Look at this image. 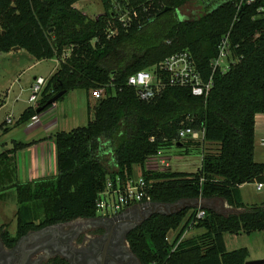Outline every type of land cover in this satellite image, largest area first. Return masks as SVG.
I'll return each instance as SVG.
<instances>
[{
	"label": "trees",
	"instance_id": "16d2710c",
	"mask_svg": "<svg viewBox=\"0 0 264 264\" xmlns=\"http://www.w3.org/2000/svg\"><path fill=\"white\" fill-rule=\"evenodd\" d=\"M78 1L0 0V53L17 46L37 61L60 58L37 107L26 108L17 124L52 107L47 102L60 91L65 93L55 103L73 90L104 88L105 93L89 108L92 117L86 125L50 136L56 152L54 176L12 182L6 171L13 173L15 167L8 164L32 142L13 141L0 152V187L8 179L18 205L16 230L11 234L1 225V240L11 247L31 230L98 217L95 201L107 180L114 188H126L137 166L149 185L141 203L221 199L238 210L222 214L186 206L172 214L150 215L126 235L140 264H245L247 248L228 251L224 236L264 231V202L246 205L240 189L264 182V162L255 160V117L264 114V0H221L194 19L177 14L188 0H100L104 12L96 18L77 9ZM123 14L129 18L125 27L118 19ZM224 38L235 62L226 72L214 73L207 97L166 85L146 101L127 84L129 75L180 52L191 56L207 80ZM185 128L202 137L179 138ZM206 143L216 144L217 150H204ZM171 147L182 154L200 151L198 171L146 169L151 157ZM199 209L205 216L193 222ZM191 228L195 233L182 238ZM176 229L178 234L169 240Z\"/></svg>",
	"mask_w": 264,
	"mask_h": 264
},
{
	"label": "rangeland",
	"instance_id": "374dc122",
	"mask_svg": "<svg viewBox=\"0 0 264 264\" xmlns=\"http://www.w3.org/2000/svg\"><path fill=\"white\" fill-rule=\"evenodd\" d=\"M218 1L221 0H188L185 5L177 10L178 17L180 19L197 18L203 15L206 10H208L212 5L217 4ZM74 6L91 18H96L98 15L104 12V8L100 0H79L75 3ZM69 52L70 50H67L65 52L63 59L64 57H66V55L69 54ZM55 59L60 63V58ZM54 65L55 61L51 59H43L37 62L34 57L29 55L24 50L18 51V53H0V85H2L4 88H8V86L13 83L10 100L8 104L0 110V122L5 119V113H10L12 117V123L14 124L19 115L26 109V107H28L29 105L32 106V103L27 102L30 91L29 89H25L34 76H49L50 71L52 70ZM21 89H23L21 100L16 103L13 101V99ZM75 91L81 92L82 90ZM90 92L91 91H89V94ZM5 93V91L0 90V100H3L5 98ZM71 94H73L71 91L66 93L63 99L56 102L57 104H59V109L53 110L43 115V121H53V127L56 128V130L63 129L65 131H68L74 127L86 125V123L88 122L89 118L86 111L83 113V115H81L80 110H77L76 114L72 113L73 110L71 108H73L75 105H72L74 104V100H72L74 98ZM91 99L92 105L94 106L97 102V99L93 98L92 96ZM71 101L73 102L71 103ZM62 106L66 107L65 112L67 116L60 115L59 111ZM90 117H92V114L90 115ZM23 128V126H19L18 128H13L14 130L12 129L14 132L9 134V136L7 137V146H11V140L13 138L19 137V139H17L22 141L21 135L23 133ZM24 139L26 140V138ZM259 140V138H257L256 140L255 160L257 162H264V151L262 153L259 152V150L262 149L258 145ZM164 152V155L170 157L168 160L170 166H167V168L171 172L195 173L198 171L201 165V154L198 152L185 154L183 156H176L177 153L180 154V151H175V153H173L171 150H167ZM260 154L261 157L259 156ZM105 158L107 163L111 162L109 156ZM8 166H11V168L15 167L12 161L9 162ZM158 170H161V168H158ZM6 173L12 179V182L17 181V175L15 174V171L13 173L12 171H6ZM134 174L135 178L140 175L139 167L135 166ZM9 182L10 181L8 179H5L4 183L1 184L4 185V187H0V192L4 193L2 199L0 198V224L8 222L9 230L13 232L16 226L15 213L17 211L18 205L16 203L15 190L9 187ZM242 195V198H244L243 201L246 203V205L250 206L256 203L259 204L264 200V187L261 191H256L255 184L246 183L244 188L242 189ZM218 210L223 214L238 212V210L232 208L230 209L227 207H221ZM224 240L228 251L246 247L248 248L249 254L252 258L264 254V231H255L251 232L250 234L227 233L224 236ZM126 248L128 251H130L127 243Z\"/></svg>",
	"mask_w": 264,
	"mask_h": 264
},
{
	"label": "flooded vegetation",
	"instance_id": "af4514ba",
	"mask_svg": "<svg viewBox=\"0 0 264 264\" xmlns=\"http://www.w3.org/2000/svg\"><path fill=\"white\" fill-rule=\"evenodd\" d=\"M138 205L31 230L11 247L0 238V264H133L126 235L145 214Z\"/></svg>",
	"mask_w": 264,
	"mask_h": 264
},
{
	"label": "built area",
	"instance_id": "2783aa9c",
	"mask_svg": "<svg viewBox=\"0 0 264 264\" xmlns=\"http://www.w3.org/2000/svg\"><path fill=\"white\" fill-rule=\"evenodd\" d=\"M245 1L250 4L254 0ZM118 19L122 23V26L125 27L128 25L129 18L126 14L121 15ZM234 62L235 60L232 58L228 39L224 38L218 46L217 57L211 61L212 75H210L207 80H204L201 74L196 70L191 56L187 52H180L166 57L164 60L148 69L139 70L129 75L127 84L135 88L139 99L146 101L157 96L166 85L188 87L193 95L207 97L213 86L214 73L217 70L226 72ZM47 80L48 79L43 76H38L28 88L30 91L28 102L32 103L33 108L37 107L38 100L47 84ZM90 93L91 96L96 99L102 98L105 94L104 88H96ZM36 120H38V115H34L31 118V121ZM6 122L11 124V117L6 118ZM178 137L199 139L202 137V133L185 128L179 131ZM161 152L162 151L157 154L158 164L167 167L168 162L160 155ZM254 184L256 191H261L264 187V182H256ZM148 187V183L141 175L134 178L126 188H121L120 186L114 188L111 180H107L104 190L99 192L95 201L99 216L105 218L112 217L126 208L141 204ZM204 216V210H197L195 213V221L193 222L202 219ZM185 233L183 235H185ZM182 238H184V236H182Z\"/></svg>",
	"mask_w": 264,
	"mask_h": 264
},
{
	"label": "crops",
	"instance_id": "0c3cea01",
	"mask_svg": "<svg viewBox=\"0 0 264 264\" xmlns=\"http://www.w3.org/2000/svg\"><path fill=\"white\" fill-rule=\"evenodd\" d=\"M18 51H22V50H12L7 54L13 53V52H17ZM53 61H55V65L53 66L52 70L50 71L49 76L45 77L46 79H48L53 73H55L59 67V61L56 59H51ZM38 62V61H37ZM41 76V75H39ZM38 77V76H34L33 79L29 82L27 88L25 90H28V88L30 87V85L32 84V82L34 81V79ZM12 84L11 83L8 88L7 87H3L2 85H0V90L5 91V98L3 99L2 105L0 106V110L3 109L9 102L11 94H12ZM83 91V92H82ZM81 92L78 91H71L73 94V98L72 100H74V104L75 105L73 108H71L73 111L72 113L76 114L77 110H80L81 115H83V113L86 111L87 112V116L90 119V115L92 114V110L89 111V108H92V102H91V93L89 94L86 93L84 90H82ZM23 92V89L20 90V92L15 95L13 101L14 102H18L19 100H21V94ZM28 102V100H27ZM73 101H71L72 103ZM62 103V102H61ZM57 103H54L52 105L51 108H49L47 111L38 114V120L36 121H29L27 123H23V124H17V120L15 121V123H7L6 122V118L11 117L10 113H5V119L2 120L0 122V152L9 149L12 146V142L13 141H17V142H24V143H31V145L19 150L16 152V154L14 155V159L12 158V162L14 163L15 166V174L17 175V182H27V181H32V180H38L41 178H45V177H50V176H54L56 174V152H55V145L53 140L50 138V136L55 133L56 131H61L63 129H59L56 130V128H54L53 126V121H47L44 122L43 121V115L46 113H49L53 110H57L58 108ZM61 105V104H60ZM30 107V105L28 106ZM26 107V108H28ZM63 108V109H62ZM62 108L60 109V115H66L65 106H62ZM58 112V113H59ZM21 115V114H20ZM19 115V116H20ZM64 116V117H66ZM12 118V117H11ZM18 119V118H17ZM88 119V120H89ZM87 124V123H86ZM19 126H23V133L21 135L22 137V141L18 140L19 137L13 138L11 140V146H7L8 142L7 137L9 136V134L13 133L15 127H19ZM79 127V126H78ZM76 128V127H74ZM72 128V129H74ZM13 129V130H12ZM65 131V130H64ZM69 131V130H68ZM18 138V139H17ZM26 138V140L24 139ZM257 138H259V147H261L262 149L259 150L260 153H262L264 151V114H257L255 117V148H256V140ZM217 146L216 144H209L206 143L203 147V149L205 150H209V151H216L217 150ZM167 150H171L173 153H175V151H180V149L175 148V147H171L169 149H165L161 152V156L164 157L167 162L169 160L170 157L164 155V151ZM202 151V150H201ZM190 153L193 152H198L201 154L200 151L198 150H190ZM188 153V154H190ZM264 154V152H263ZM185 154H182V152H180V154L177 153L176 156H183ZM261 157V154L259 155ZM202 157V156H201ZM16 158V160H15ZM264 158V157H263ZM15 160V161H14ZM263 162V161H262ZM170 166L169 162H168V167ZM158 168H161V170H166L168 169L167 167L164 168L162 165L160 166L158 164V156L155 155L154 157H151L147 163H146V169L149 170H156ZM254 184V183H252ZM245 184H243L240 189H241V195H242V189L244 188ZM243 197V195H242ZM2 199V198H1ZM244 200V198H243ZM199 206H203V207H208L213 209L214 211L221 213L218 209H220L221 207H227L231 209V206L228 205V203L224 200L221 199H200L199 200ZM244 202V201H243ZM264 200L261 202L263 203ZM245 203V202H244ZM246 204V203H245ZM258 204V203H256ZM194 205V203H193ZM223 214V213H222ZM16 220V217H15ZM1 225H7V229L11 234H14L15 230H16V226L14 231H10L9 230V224L8 222H4L1 223ZM179 229L170 231L168 234V239L169 240H173L176 235L178 234ZM195 233V231L191 228L188 231H186L184 238H187L191 235H193ZM226 245V243H225ZM248 250V248H247ZM249 253V250H248ZM264 258V254H261L257 257H251L249 254L248 260H257V259H263Z\"/></svg>",
	"mask_w": 264,
	"mask_h": 264
},
{
	"label": "water",
	"instance_id": "95a60500",
	"mask_svg": "<svg viewBox=\"0 0 264 264\" xmlns=\"http://www.w3.org/2000/svg\"><path fill=\"white\" fill-rule=\"evenodd\" d=\"M12 50H15V51L19 50V47H17V46L13 47ZM64 93H65V90L60 91L59 93L54 95L50 100H48L47 104H54L55 101L60 96H62ZM40 109H42V108H38L37 112H40ZM199 202H200L199 200H185L184 199V200H179L178 202L173 203V204L152 203V202L141 203L138 205V208H141V210H143L145 212V214L141 218L140 221L132 224V226L129 228L128 232L131 229H133L134 227H136L137 225H139L140 223H142L146 218H148L150 215H152L154 213L172 214L174 212L180 211L181 209H183L186 206H191V207L199 206ZM193 203H194V205H193ZM129 255H130L131 259L133 260L134 264H140L138 259L134 256V254L131 251H129ZM245 264H264V259L249 260V261H246Z\"/></svg>",
	"mask_w": 264,
	"mask_h": 264
}]
</instances>
